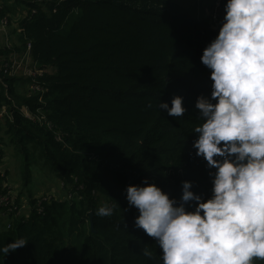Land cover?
<instances>
[{"label": "trees", "instance_id": "1", "mask_svg": "<svg viewBox=\"0 0 264 264\" xmlns=\"http://www.w3.org/2000/svg\"><path fill=\"white\" fill-rule=\"evenodd\" d=\"M212 2L197 16L173 0H0V21L17 38L0 46V109L8 107L0 161L7 137L25 186L32 163L42 161L63 192L39 200L18 189L31 209L0 218V247L28 243L0 254V264H163L155 238L135 226L139 210L126 189L147 178L179 200L190 180L194 192L212 195L215 169L193 147L203 123L195 104L212 91L201 56L227 0ZM28 43L36 73L9 75L5 62ZM176 95L184 98L181 117L159 109ZM105 205L112 215H96Z\"/></svg>", "mask_w": 264, "mask_h": 264}, {"label": "clouds", "instance_id": "2", "mask_svg": "<svg viewBox=\"0 0 264 264\" xmlns=\"http://www.w3.org/2000/svg\"><path fill=\"white\" fill-rule=\"evenodd\" d=\"M218 35L201 62L211 69V95L195 104L196 155L207 161L212 195L205 199L185 180L177 200L155 183L126 189L139 210L135 226L155 238L163 264H254L264 260V0H227ZM183 97L159 103L168 115L186 112ZM151 107V104L148 105ZM189 205H194L189 210ZM107 205L95 213L110 216ZM4 217L8 222L7 215ZM24 238L0 247L6 256ZM143 254L151 257L149 249Z\"/></svg>", "mask_w": 264, "mask_h": 264}, {"label": "rangeland", "instance_id": "3", "mask_svg": "<svg viewBox=\"0 0 264 264\" xmlns=\"http://www.w3.org/2000/svg\"><path fill=\"white\" fill-rule=\"evenodd\" d=\"M176 1L186 7H189L192 9L193 12L196 13L197 16H201L203 14V10L206 12L210 10V7L212 6L213 2L212 0H173ZM10 36L12 39L10 42H12L16 38V36H13V32L9 30ZM0 34V46L3 47L4 45H10L11 43H7L6 36H1ZM3 54V53H2ZM4 59L2 55H0V60ZM22 63V59L20 61ZM26 69L27 71L29 68L27 67V64L25 66H19L16 71H13V68L10 69V74H20L22 73L23 69ZM25 74V73H24ZM17 90L19 92H23V88H26L27 85L22 84L20 82L17 83ZM2 109L6 110L8 107L6 105H2ZM22 110L26 114H29L26 107H23ZM11 113V112H10ZM4 111L1 112L0 110V137L4 136L6 129L4 128ZM2 147L4 148V155L2 156V161H0V173L3 175H0V180H3L4 178L11 182L12 186L19 189V191H28V189H32L33 191H36L35 193L37 197H40L44 194L53 193L60 195L62 192L61 188L57 186L56 182L58 181L57 178L50 172L49 168L43 164L42 161L39 162H33L31 169H32V175H31V182L28 185H24L23 177L21 176L22 169L20 168V160L14 155V151L12 147L9 146L8 138L5 137V141H2ZM43 188L45 190H43ZM47 190V191H46ZM26 196V194H24ZM71 197V195H69ZM2 211H0V218Z\"/></svg>", "mask_w": 264, "mask_h": 264}, {"label": "built area", "instance_id": "4", "mask_svg": "<svg viewBox=\"0 0 264 264\" xmlns=\"http://www.w3.org/2000/svg\"><path fill=\"white\" fill-rule=\"evenodd\" d=\"M218 12L216 13L214 12V25L215 26H218V18H219ZM7 26H8V23L6 20L0 21V33H5L7 41H9L7 43H11L10 42L11 37L8 34ZM21 59H22V63L20 62ZM26 64L29 70L27 71L24 68L22 73L20 74L28 75V74L36 73L35 70L31 66L32 64L31 43H28V47L26 51H24V53L21 56L16 54L13 58H10L9 61L5 62L4 67L7 72H10L11 68H13V71H16L19 66H25ZM11 75H15V74H11ZM0 110L1 112L2 111H4V113L6 112V110H3V109H0ZM0 175H3V174L0 173ZM46 197L51 198L49 194H44L40 197L36 196V198L39 200L46 198ZM18 199H19L18 189L12 186L11 182L6 180L5 178L3 180H0V211H2L1 215H10V214L15 213L17 215L24 214L28 216L30 209H31V205L29 203L28 198H25V199L22 198L20 201H18ZM7 227H10V224H8Z\"/></svg>", "mask_w": 264, "mask_h": 264}, {"label": "bare ground", "instance_id": "5", "mask_svg": "<svg viewBox=\"0 0 264 264\" xmlns=\"http://www.w3.org/2000/svg\"><path fill=\"white\" fill-rule=\"evenodd\" d=\"M24 73H25V72H24ZM27 111H28V110H27ZM22 112H23V114L25 113V112H24V110H22ZM25 115H27V116H28V114H26V113H25Z\"/></svg>", "mask_w": 264, "mask_h": 264}, {"label": "water", "instance_id": "6", "mask_svg": "<svg viewBox=\"0 0 264 264\" xmlns=\"http://www.w3.org/2000/svg\"><path fill=\"white\" fill-rule=\"evenodd\" d=\"M91 215H92V212H91ZM92 227H93V224H92Z\"/></svg>", "mask_w": 264, "mask_h": 264}]
</instances>
